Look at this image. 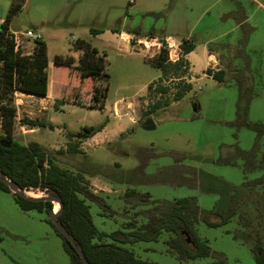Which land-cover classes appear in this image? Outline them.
I'll return each instance as SVG.
<instances>
[{"label": "rangeland", "instance_id": "374dc122", "mask_svg": "<svg viewBox=\"0 0 264 264\" xmlns=\"http://www.w3.org/2000/svg\"><path fill=\"white\" fill-rule=\"evenodd\" d=\"M16 1L0 0V30ZM21 4L9 22L10 33L21 35L23 52L31 51L37 39L28 37V30L49 42L42 94L54 95L40 99L15 92L14 139L23 144L37 141L63 168L85 173L89 190L107 205L88 200L94 223L101 230L110 233L131 229V222L147 224L155 211H162L154 210L155 205L182 197H196L202 209H213L220 193L208 190L214 182L204 173L234 186L264 174V166L245 168L240 153L258 145L260 155L264 135L237 121L243 83L251 87L249 119L264 124V0H22ZM139 26L155 28L159 35L112 33L118 27L130 33ZM93 27L104 32L93 36ZM167 35L176 44L190 39L198 45L191 55L194 64L182 51L184 68L163 75L149 89V84L162 76L152 57L166 48ZM77 38L88 39L99 49L106 60L108 78H80L69 68L54 64L58 54H76L73 42ZM139 40L157 44L148 43L150 48H146ZM203 46L217 57V65L213 62L207 68L225 69V81L214 79L207 69L202 71ZM180 78L191 82L193 89L176 101ZM35 82L36 78L29 80L31 86ZM94 84L102 90L109 84L102 98L105 108L93 98ZM159 85H169L171 91L162 94L157 90ZM158 100H169L170 104L148 113ZM150 116L156 126L146 129L143 121ZM131 118L135 122L128 126ZM26 120L43 121L48 126L34 127ZM100 124L108 127L95 138L70 136V132ZM70 143H78L80 151H71ZM129 189L148 194L150 200L128 196ZM27 191L33 197L49 194L35 187ZM254 198L245 202L253 214L246 222L258 228L262 222L249 207L259 204L257 196ZM56 208L57 202L53 205ZM49 218L46 210L22 209L13 193L0 189V264H71ZM241 231L237 216L217 227L200 221L197 233L208 241L212 252L188 260L180 259L169 247L166 233L158 240L124 245L156 264H257L251 243L241 237Z\"/></svg>", "mask_w": 264, "mask_h": 264}, {"label": "trees", "instance_id": "16d2710c", "mask_svg": "<svg viewBox=\"0 0 264 264\" xmlns=\"http://www.w3.org/2000/svg\"><path fill=\"white\" fill-rule=\"evenodd\" d=\"M21 1L17 0L13 4L11 13L8 19L2 23L3 28L0 30V114L3 124V132L0 133V170L21 187L27 189L31 187L41 188L47 190L48 193L56 194L63 201L64 208L59 214V220L75 236L77 243L83 247L91 264H156L140 258L133 249L126 247L124 244L158 240L164 233L168 236L166 243L177 253L180 259L188 260L205 257L211 254L212 249L208 241L198 235L197 224L204 221L209 226L217 227L228 223L235 216L238 217L242 228L240 235L244 240L251 243L257 264H264V174L252 180H245L239 186H234L225 180L218 179L216 176L204 173L214 182L208 190H215L220 193V199L213 209H202L196 197L177 198L171 202H160L155 205L154 210L162 211H155L154 216L150 218L147 224L136 226L131 222V229L129 230L119 229L108 233L101 230L94 223L91 205L88 200H95L97 203L102 204V198L89 190L85 173L83 171L73 173L63 168L56 162L57 158L37 141L23 144L14 139L17 117L14 94L17 90H24L28 93L43 95L47 80L44 67L49 59L48 45L42 37L35 40L32 54H25L21 49H16L14 34L10 33L9 22L22 7ZM118 31V28H114V32ZM102 32H104V29L91 28L93 36H97ZM130 33L141 36L148 34L152 37L156 36L153 28L145 32L140 26ZM195 46L196 44L190 39L182 40L181 49L185 55L193 51ZM73 47L76 50H83L78 64H76V59L71 54L56 55L54 64L69 68L80 78L88 76L95 81L104 75L108 78V74L105 72V57L96 46L88 39L77 38L73 42ZM152 61L162 70V76L149 84V89H152L162 79L163 75H167L172 70H182L185 66L184 59L178 62L169 61L166 48H163L158 55L153 56ZM206 72L220 82L225 81L227 73L225 69L219 68L213 72L212 68L209 67ZM34 78L37 82L34 83L35 86H31L29 80ZM108 88L109 84H107L105 90H102L100 85L94 84L95 93L93 98L101 102V108L105 106L102 98L106 96ZM177 88L174 94V100L176 101L182 100L193 89V84L183 80L178 83ZM35 89H40V91L38 92ZM157 90L164 94L171 91V86L159 85ZM250 93L251 87L241 83L237 121L254 129L262 136L264 135V124L249 119ZM169 104V100L164 103L158 100L148 110V113L156 112L159 108ZM26 121L27 124L34 127H46L48 125L43 121ZM49 126L53 127L54 125L50 124ZM104 126L105 124L85 126L78 132H70V136L84 139L95 135ZM2 140L8 143L9 146L1 145ZM70 148L74 152L80 151L78 150V143H70ZM59 151L62 152L63 149ZM259 152L258 145L250 152L240 151L242 157L245 158V168L254 170L264 166V149L260 155ZM0 189L13 193L1 179ZM13 194L17 203L26 211L36 209L39 211L46 210L50 213L53 209L54 202L52 201L36 200L20 196L17 193ZM126 194L141 198L142 201L150 200L148 194H138L135 189H129ZM256 196L259 204L257 206L250 204L249 207H252L254 214L262 223L258 228H252L251 223L246 222L251 212L245 204L250 202V199H255ZM105 206L107 207V205ZM245 209L247 210L244 213ZM49 222L61 236L64 247L70 256L71 264H85L75 246L57 229L51 217ZM188 238L191 240L189 241Z\"/></svg>", "mask_w": 264, "mask_h": 264}, {"label": "water", "instance_id": "95a60500", "mask_svg": "<svg viewBox=\"0 0 264 264\" xmlns=\"http://www.w3.org/2000/svg\"><path fill=\"white\" fill-rule=\"evenodd\" d=\"M143 126L146 129H153L156 126V122H155L154 118L150 116V117L146 118L143 121ZM1 145L9 146V144L6 143L4 140L1 141ZM0 179L9 186V188L11 189V191L13 193H17L20 196L30 197V198H33V199H36V200H40L41 199V200H44V201H52L54 203L57 202L59 204V209L58 210L52 209L50 211V217H51L53 223L56 225L57 229L61 233H63V235L75 246V248L79 252L83 262L85 264H91L89 262V260L87 259L86 255H85L83 247L79 243H77L75 236L73 234H71L67 230L65 225L59 220V214L61 213V211L64 208V203L56 194L49 193L47 196H44V197L29 196L27 194V192H28L27 188L21 187L16 181H14L12 179H9L8 176L2 170H0ZM188 239H189V241L191 240L190 238H188Z\"/></svg>", "mask_w": 264, "mask_h": 264}, {"label": "crops", "instance_id": "0c3cea01", "mask_svg": "<svg viewBox=\"0 0 264 264\" xmlns=\"http://www.w3.org/2000/svg\"><path fill=\"white\" fill-rule=\"evenodd\" d=\"M118 29H119V27H118ZM154 29V33H155V35L156 36H158L159 34H158V32H157V29H155V28H153ZM144 30H145V32H148L149 30H148V28L147 27H145L144 28ZM103 33V32H102ZM112 33H114V34H121V36H124V35H127V36H130L131 34H133V33H128L127 31H125V30H121V31H118V32H114V29H112ZM169 35V34H168ZM167 35V36H168ZM43 39H45V37L43 36L42 37ZM30 42V41H29ZM47 42V45H48V51H49V48H50V44H49V42L48 41H46ZM179 42H182V40H180ZM34 47H35V43H33V45H32V50L31 51H26V52H23V53H25V54H32L33 53V50H34ZM197 47H198V45L196 44V46H195V49L193 50V51H191L190 53H188V54H186L185 55V58L186 59H188L189 61H191V63L192 64H194L193 63V61H192V59H191V55L195 52V50L197 49ZM201 52H202V54H203V58H204V66L202 67V71H204V70H206L207 69V67L211 64V63H213V62H215L216 64L215 65H217V57H216V54L214 53V51H212L209 47H207V46H203V48L201 49ZM83 54V50H81V49H79V50H77V52H76V54H72L74 57H75V59H76V64H78L79 63V59H80V56ZM182 56H184V54L182 55ZM220 67H218L216 70H218ZM214 72V71H213ZM211 77H213L212 75H210ZM193 78H194V76H193ZM50 87H51V81H50ZM17 91H20V92H22V93H24V94H28V95H32V96H34V97H38V98H40V99H44V98H49V97H51L52 95H54V93H50V94H48L47 96H44V95H39V94H33V93H28V92H26V91H24V90H17ZM106 107V104H105V106L103 107V108H105ZM129 121H131V122H129ZM135 122V119L134 118H131V120H128V122H127V125L129 126V125H131L132 123H134ZM48 126V125H47ZM108 126L105 124V126H104V128L101 130V131H99V132H97L95 135H92V136H90V137H87V138H89V139H92V138H95V137H97L99 134H101L104 130H106V128H107ZM36 129V128H35ZM121 131H124V129H122Z\"/></svg>", "mask_w": 264, "mask_h": 264}, {"label": "built area", "instance_id": "2783aa9c", "mask_svg": "<svg viewBox=\"0 0 264 264\" xmlns=\"http://www.w3.org/2000/svg\"><path fill=\"white\" fill-rule=\"evenodd\" d=\"M26 35L28 37H32V38H38L39 35L35 34L32 30H28ZM14 38H15V42H16V49H21V44H22V40H21V35L14 33ZM166 41L167 44L165 45L166 49L168 50V57L169 60L172 62H178L181 59L182 56V49L180 48L181 43L182 42H178V44L175 43L174 38L172 36H166ZM138 43H143L146 48H150V46L148 45V43H151V45H156L157 43H152L151 41H141L139 40Z\"/></svg>", "mask_w": 264, "mask_h": 264}, {"label": "bare ground", "instance_id": "6f19581e", "mask_svg": "<svg viewBox=\"0 0 264 264\" xmlns=\"http://www.w3.org/2000/svg\"><path fill=\"white\" fill-rule=\"evenodd\" d=\"M55 210H57V208Z\"/></svg>", "mask_w": 264, "mask_h": 264}]
</instances>
